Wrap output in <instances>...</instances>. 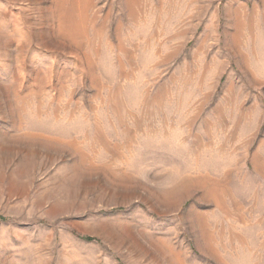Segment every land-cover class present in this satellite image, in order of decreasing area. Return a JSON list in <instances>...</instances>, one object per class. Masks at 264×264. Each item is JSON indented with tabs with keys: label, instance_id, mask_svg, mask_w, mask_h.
<instances>
[{
	"label": "rangeland",
	"instance_id": "rangeland-1",
	"mask_svg": "<svg viewBox=\"0 0 264 264\" xmlns=\"http://www.w3.org/2000/svg\"><path fill=\"white\" fill-rule=\"evenodd\" d=\"M0 264H264V0H0Z\"/></svg>",
	"mask_w": 264,
	"mask_h": 264
}]
</instances>
